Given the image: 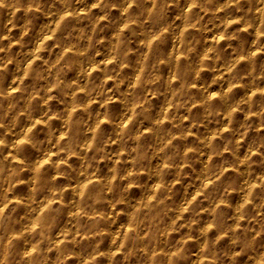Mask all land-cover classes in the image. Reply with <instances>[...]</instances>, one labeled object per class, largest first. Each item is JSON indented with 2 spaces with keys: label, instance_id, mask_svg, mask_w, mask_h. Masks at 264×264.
<instances>
[{
  "label": "clouds",
  "instance_id": "clouds-1",
  "mask_svg": "<svg viewBox=\"0 0 264 264\" xmlns=\"http://www.w3.org/2000/svg\"><path fill=\"white\" fill-rule=\"evenodd\" d=\"M0 264H264V0H0Z\"/></svg>",
  "mask_w": 264,
  "mask_h": 264
}]
</instances>
